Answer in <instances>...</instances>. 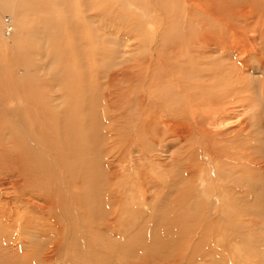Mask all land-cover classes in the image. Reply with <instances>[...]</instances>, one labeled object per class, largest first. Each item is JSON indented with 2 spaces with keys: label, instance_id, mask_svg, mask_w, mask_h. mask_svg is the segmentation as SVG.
Wrapping results in <instances>:
<instances>
[{
  "label": "bare ground",
  "instance_id": "6f19581e",
  "mask_svg": "<svg viewBox=\"0 0 264 264\" xmlns=\"http://www.w3.org/2000/svg\"><path fill=\"white\" fill-rule=\"evenodd\" d=\"M14 1L7 15L9 17H5L2 21L4 31L0 34V57L3 53L9 55L15 50L14 58L19 59L15 64H4L0 61V197L4 201L0 204L2 206L0 222H3L2 230L7 232V237L5 235L3 239H10L9 243L6 242L3 245L6 246L3 247L4 253L0 254L2 258L4 257L6 264H14L19 258H22L23 264H74L67 254L66 241L64 242L62 235L61 241L56 236L62 228L52 224V219L50 235L49 226L47 229V218L53 213H60L59 206H62L60 196L55 193V185L60 183L61 190L68 194L67 185H72L70 183L74 181L66 173L61 175L57 172H55L56 179L53 176L50 179V163L53 161L51 144L52 140L59 137L61 133L69 136L70 140L72 137L75 139L72 143H76V146L72 145L70 151L75 148V152L81 153V164L77 162V167L83 173L86 171L88 162L86 153L93 152L95 161L93 158L92 160L97 169V172H94V178L97 179L95 182L100 180V185L103 186L102 188L98 186L101 189L97 188L92 198L90 196L88 198V192L81 193L78 189L70 193L79 194L76 198L79 202L82 198L81 206L94 202V197L98 195V198L102 196L106 199V207H112L113 203L118 208V212L113 216L114 211L107 213L108 221L105 218L106 214L98 219L103 226L99 236L104 234L103 231L106 228L108 232L112 231V225L116 223L119 213L123 211L128 214L129 204L131 206L135 204L136 196H132L130 189L135 181L131 182L134 184H129L128 177H134L135 180L142 178V170L149 165L156 169L166 167V163L147 157L149 145L151 147L160 143L163 146L161 152L167 153L171 149L169 145L172 142L181 143L184 147L181 151L182 156L185 158L182 177L186 183L184 182L185 184L181 186L182 191L178 192L179 196H175V200L171 199L173 200L169 210L171 217H168L169 221L165 222L169 229L165 228L167 231H164V234L170 233L168 236L180 238L181 243H185L188 238L191 239L189 241L203 240L206 243L204 251H207L213 237V228H215L213 219L216 217L219 223L223 222L226 225L231 201L239 200L241 204L244 203L240 188L244 187L240 184L245 181L243 172L251 179L257 171H264V163L257 159L255 152H248L253 144L250 142L253 136L251 128L255 125L259 106L258 100L253 98L254 88L245 82L247 75L251 73L249 63L252 61H255L256 65L254 71L264 74V13L258 11L260 10L258 5L251 2L245 5L241 0H157L160 3L157 6L151 0L156 11L162 13L163 10H171L175 19L174 25L184 32L181 34L179 31L176 32L173 41L179 40L182 42V44L179 43L180 46L187 48L188 56L180 60L183 62L181 65L196 80L193 84L184 80L181 83L176 81V77L173 78L174 71L168 70L166 65L153 71L154 66L151 68L153 72L151 75L154 77L158 73V78L152 80L154 82L159 80L160 84L154 86L149 81V84L142 86V90L154 104L153 106L144 103L142 96H139L140 99L135 98L132 90H126L129 92L122 91L123 93L117 96L111 94L112 98L110 94H107L112 100L104 106L101 116L99 112H96L94 117L92 107L95 108L98 102L102 103L105 100L98 82L102 77L100 73L107 67V65L102 67L98 59L96 62L97 55H102V50L98 48L100 39L95 34L96 22L109 27L110 24L128 20L135 29L136 36L132 37V41L135 42L138 38L137 30L141 31L137 21H143L148 27L155 26L154 22L157 23L149 7L144 4V0ZM1 9L0 3V12ZM126 11V15L135 16L134 19L133 17L124 18L123 13ZM28 12H33L34 16H37L35 26L27 27L25 24L24 18ZM55 14L62 16L60 24H55L52 17ZM70 30L76 35L80 47L77 49V45L73 46L72 50L76 51L73 59L70 50L65 52L66 45L75 44L70 36L64 35ZM5 33L6 38H4ZM172 46L174 50L179 48L176 44ZM108 57L111 58V56ZM135 59L140 61L142 57L136 55ZM68 60H74L73 67L69 65ZM54 69L58 71L54 72ZM51 81L55 83L54 86ZM259 94L264 97V80L259 88ZM9 97L15 100L14 103L19 102L21 107L19 113L3 105ZM2 98H5L3 103H1ZM135 100H139L141 104L136 105ZM9 102L12 101L9 100ZM86 104H88L89 113ZM134 114L137 115L132 122ZM98 116L99 120L96 121L95 118ZM16 118H20L19 124L15 123ZM92 118L95 122H92ZM11 121L13 123L10 124ZM91 122L94 128H98L96 131L90 132ZM74 123L77 125L76 134L73 130ZM228 127H231V130L228 131ZM134 132L136 134L133 135ZM129 133L132 134L129 135ZM131 136L129 144L131 147L135 146L133 137L140 139L137 141H140L138 143L141 145L138 152L131 149L133 152L130 154L133 153L134 157L131 154L127 162L129 169L126 177L123 176L126 172L122 174L124 171L122 165L126 144ZM94 141H100L101 144L91 149V143ZM172 151L173 149L170 152ZM173 152L169 161L174 158L175 152ZM210 172L214 177H209ZM188 182L191 183L189 188ZM75 184L77 185V182ZM145 187L138 182V200L143 197L145 199ZM115 190L118 198L114 196ZM203 190H205L204 193L201 192ZM215 205L217 208L214 207ZM191 208L192 210L189 211ZM185 209H187L186 212ZM180 210H183V215L179 214ZM61 214L63 218V213ZM236 215L239 217L238 221L249 224L252 213L244 210ZM122 216L124 217V214ZM108 224H110L109 227H107ZM87 232L89 233V230ZM232 233L233 235L228 236L229 239L224 234L216 236L217 239L224 241L225 249L232 247V253H215L216 258L218 255L220 257V264L222 261L238 264L241 260L240 254L237 253L239 249L232 241L233 236H239L240 232ZM27 235L38 236L41 241L43 239V242H39L33 248L25 240ZM52 237L56 240L53 241ZM122 246V243L119 244V250H123ZM26 248L27 251L30 248L28 253ZM35 249L36 251L33 252L36 253H30ZM19 251L22 252L18 253ZM229 254L233 262L229 261ZM188 261L190 263V260ZM199 264L205 263L200 259Z\"/></svg>",
  "mask_w": 264,
  "mask_h": 264
},
{
  "label": "rangeland",
  "instance_id": "374dc122",
  "mask_svg": "<svg viewBox=\"0 0 264 264\" xmlns=\"http://www.w3.org/2000/svg\"><path fill=\"white\" fill-rule=\"evenodd\" d=\"M241 1H242V3L244 2L243 4H245V5H247V2L256 3L260 9L258 11L264 13V0H241ZM14 2H15L14 0H3V1L1 0V2H0L2 4V9L0 12V34H2L4 31V27L2 26L3 25L2 21L5 17H9L7 15H9V9L11 8V6L13 5ZM152 3L154 5H157V6L160 5L159 1H157V0H153ZM152 3H151V0H149V1L144 0V4L147 7H149L150 13L154 15L155 20L157 21V23L154 22L155 26L157 25V28H155V26L148 27L147 25H145L143 23V21H137V24L141 27V28H139V29H141V31L137 30L136 34H137L138 38L135 39V42L132 41V37L136 36L135 35V29L132 28V24L128 23V20L124 21V22H118L116 24H110L109 27H104L105 25L96 22L97 25L95 27V30H96L95 34L98 35V38L100 39L99 40L100 43L98 44V48H100L102 50V55L101 56L97 55L98 57L96 58V62L98 59L100 64L103 65L102 67H104L106 65H107V67L103 68V71L100 73L102 77L98 82V86L100 87L101 92L103 91L102 92L103 99H105V100H103L102 103L98 102V105H96L95 108L92 107L91 110H93L92 112L94 115L93 114L92 115L94 117L96 116L95 115L96 112L97 113L99 112L100 113L99 115L101 116V113H102V110L104 109V106H106L110 103L113 95H115V96L121 95V93H123L122 91H124L126 93L127 92L126 90H129V91L132 90L133 91L132 93H133L135 98L140 99V97L142 96L144 98V103L146 102V104L153 106L154 104H152V102L149 100L145 91L142 90L143 89L142 86H144L145 84H149V81L151 84H154V86L160 84L159 80H155V82H154V80H152V79L158 78L157 77L158 73H156L155 76L152 77L153 72H152L151 68L154 66L155 67H154L153 71L156 69L158 70L163 65H166V68L168 70L174 71V72H172L173 78L175 79V77H176V81H179L181 83H183V80H184V82H189L191 84H193V81L195 82L196 78L193 79L191 73L189 74V72L184 68V66L181 65V64H183V62L180 61V60L186 58V56H188L187 55V53H188L187 48L180 46V44H182V42H180L179 40L173 41L175 39L173 37L176 34V32L179 31L180 34L184 33V32L181 31L180 28L177 29L176 25H174L175 19L173 18L174 15L172 14L171 10L170 11L169 10H166V11L163 10V12L160 13V12L156 11V9H155V7H153L154 5ZM126 13H127V11L123 14L125 16H127ZM125 16H123V17L126 19H128V17H129V19H131L133 17V16H130V14L127 17H125ZM36 17L37 16H34L33 12H28L26 14V18L23 17L25 19V24L27 25V27L28 26L31 27L32 25H34V26L36 25L35 24ZM52 17H53V20H54L56 25L60 24V19L62 17V16L60 17V14L59 15L55 14V16H52ZM58 17H59V20H58ZM134 17H133V19H134ZM136 20H138V19H136ZM159 20H161V21H159ZM139 34H141V35H139ZM64 35L70 36L73 39V41H75V44H70V45L65 46V52L70 50L72 53V59H73L74 55L76 54L75 53L76 51L72 50L73 46L77 45V49L80 48L79 44L77 42L78 39H77L76 35L71 30L68 31L67 33H65ZM128 36H130V37H128ZM6 37H7V34L5 33L4 38H6ZM171 43H172V45H174V44H176V46L178 45L179 48L177 47V49L174 50L173 49L174 47L171 45ZM60 45H62V43H60ZM135 45H136V47H135ZM128 46H130V48ZM132 47H134V48H132ZM127 49H128V51H127ZM126 51L129 54H127ZM15 52L16 51L14 50L13 52H10L9 55H8V53L6 55H5V53H3L2 57H0V61H2L4 64H6V63L7 64H9V63L15 64L17 61H19V59L14 58ZM123 52H125L127 55ZM135 54L140 55L142 57V60L137 61L135 59L136 58ZM108 56H111V58ZM109 60L111 62H109ZM68 61H69L68 63H70L69 65L73 67L74 63H75L74 60H71V61L68 60ZM104 61H106V62H104ZM129 64H131V65H129ZM249 64L251 65V73L247 75L245 82L247 83V85L249 84L248 86H250L251 88H254L253 92H252L253 98L255 100L259 101V102L257 101L259 108H258V113H256V116H255L256 117L255 122H254L255 125L251 128V130L253 131V136H252L250 142L253 144L251 145L250 150L248 149V152H250V151L255 152V155L258 157L257 159L260 162L264 163V97H261L259 94V88L261 87L262 81L264 80V76H263L264 74L262 72H257L258 73L257 74L254 71V67L256 66L255 61H252ZM132 67H134V68H132ZM58 69H59V65H58ZM53 71L57 72L58 70L54 69ZM121 71H122V73H121ZM114 73H116L117 75ZM130 73L132 74L133 78L131 77ZM122 74H124V75H122ZM53 76L55 77L56 74ZM110 76L113 78H111ZM177 76L179 77V79ZM114 78H116V79H114ZM180 78H181V80H180ZM113 79H114V81H113ZM111 80H112V82H111ZM103 81H104V83H103ZM51 82H52L51 84H53V86H54L55 83L53 81H51ZM131 82H132V84H130ZM42 83L45 84L44 81H42ZM111 84H112V86H111ZM126 85H128V86H126ZM109 87H111V88H109ZM112 87H114L116 90L113 89ZM136 90H138V91H136ZM141 90L143 91V93ZM137 92L140 94H138ZM107 94H110V95L113 94V95H111V98H109V95H107ZM105 97H108V98L106 99ZM4 100H5V98H2L1 103H3ZM9 100L12 102H9ZM14 101L15 100L13 98L9 97L7 102L5 104L3 103V105L5 107L10 108L11 111L13 110V111H17V113H19L20 112L19 110L21 108L19 106V102L14 103ZM135 101L137 102L136 105L141 104L138 102L139 100H135ZM156 104H158V103H156ZM85 106L87 107V111L89 113L90 110H89L88 104H86ZM138 110H136V111L138 112ZM136 115L134 114L132 122H134ZM19 119L16 118L15 120L17 122L15 121V123L19 124L18 123ZM97 119L99 120V116L95 118L96 121H98ZM89 121H90V119H89ZM92 122H95L94 118H92ZM92 122H91V124H92ZM11 123H13V121H11L10 124ZM76 127H77V125L74 123L73 130H74L75 134H76ZM91 127H92V129H91ZM91 127L89 129L90 132L96 131L98 129V128H94V124H92ZM227 130L228 131L231 130V127H228ZM110 134H113V132H110ZM131 134L132 133H129V135H131ZM134 134H136V133L134 132L133 135ZM133 138H134L133 140H135L134 141L135 142L134 148H133V145H132V147H131V145H129L131 142L132 136L130 137V141L126 144V153L123 157L124 164L122 165V168L124 169V171L122 174H124V172H126V173L123 176H126V174L128 173L127 170L129 169V167H128L127 162L131 158L130 155L132 154V156H133V153L130 154V152H133L135 150L138 152L140 145H141L140 143H138L140 141H137L140 139H138L136 137H133ZM56 139H53L52 144H51V149L53 152L51 157H52L53 161L50 163L51 164L50 179L52 176L54 179H56L55 178V175H56L55 172H57L61 175L66 173V175L73 178L74 181H73V183H70L72 185H67V190H69L68 194H66L64 190H61L62 187L60 186L61 185L60 183H57L55 185V187H54L56 189L55 193H58V195L60 196L62 206H59L60 210H58V211H60V213L59 212L53 213V214H51V217L47 218V229L49 226L48 232L50 235L51 230H52L50 228V224L52 222V219H53L52 224L62 228L58 232L59 235L56 234V236L59 238L60 241H61L62 237H63L64 242L66 241L65 242V244H66L65 248L68 249L67 254H68L69 258H71L74 261V264H176V263L177 264H199L200 259H202V261L205 264H210V263L220 264V262H219L220 257L218 255L216 258L215 253L216 254L217 253H219V254L220 253H226V252L232 253V250H231L232 247H230V249H228V250L225 249L224 248V246H225L224 241L217 239L216 236H220V235L224 234L229 239V237L231 235H233L232 232H235V234H236V232H240V235H239L240 238H239V236L235 237V235H234L233 239H232L235 246H237V248L239 249V251L237 253L240 254L239 257L241 258V260L238 264H264V171H257L255 173V176L252 177L251 179L248 177V175L245 172L241 171L245 174V179H244L245 181L240 183L241 185H244V187H240L241 192L243 193L241 198L244 199L243 200L244 203L241 204V201H239V200L236 202H234V200L231 201V204H229L230 213L227 215L228 216V220H227L228 222L226 225L223 222L219 223V221L216 217L213 219V223L215 224L214 225L215 228H213V231H212L213 237L210 241L211 244H210L208 250L204 251V246L206 243L203 240L198 241V240L193 239L192 241H189L191 239L188 238L187 241L185 240V243H181L180 238L175 237L176 240L178 239L176 241L174 237L168 236L170 233H168L166 235L164 234V231H167L165 228L168 227L165 222H166V220L169 221L168 217H171V212L169 210H170V207H172V206H170V205H173L172 204L173 200L176 199L174 197L179 196L180 190L182 188L181 186H183V184L186 183L185 182L186 180H184V178L182 177L183 176L182 168H183L184 163H185V158H183V156H182L183 154L181 151L184 150V147L182 146L181 143L176 144V143L172 142L171 145H169V146L171 149H173V151L175 153L172 151L174 153V158H171L172 160L169 161L170 155L172 154V152H170L171 149L169 152L164 153V152H161V149L163 148V146L160 143L155 144L156 146H151V147L149 145V147L147 149L148 152L146 154L147 157L156 159L157 161H159L161 163H166L167 164L166 167L163 169H161V168L156 169L153 166L149 165L147 168L142 170L143 171L142 172V178L135 180L136 178L134 179V177H128L127 181L130 182L129 184L135 183L134 185L130 186L131 187L130 189L132 191L131 192L132 196L133 197L136 196L134 199L137 202L135 201L134 202L135 204L132 206L129 204L130 207L127 208L128 214H125L123 211L122 212L120 211L121 213H119L118 219L115 220V218H114L116 223L114 225H112V228H113L112 231L110 230L108 232L107 231L108 228H106L103 231L104 234L99 236L101 234L100 230L103 226H101V223L99 222L100 220H98V219H100L101 215L106 214L105 218L108 221L109 219H107L108 218L107 213L114 211V213L112 214V216H113L114 214H116L118 212V208H116V206L113 203H112V207H106L107 206V205L105 206L106 199H103L102 196L98 198V195L96 197H94L95 198L94 202H89L86 205L82 204V206H81L80 202H81L82 198L80 199V202H79L76 198L79 194H77V193L71 194L70 191L78 189L81 193L82 192H88L89 193L88 198H89V196H90V198H92V194L94 193V191H96L97 188H98V190H100L103 187L100 185L101 184L100 180L95 182V180H97V179L94 178V172H97V169H96V165H94L95 162H93V160H92L93 152L92 153H88V152L86 153V157L88 159L87 160L88 162H87L86 171L83 173L77 167V165H78L77 162H79L81 164V160H80L81 159V153L75 152V148H73V150L70 151V147H72V145L76 146V143H72L75 139L72 137V139L70 140L69 136L64 135L62 133ZM53 143L55 144V146ZM94 143H91L92 144V146H90L91 149L92 148L94 149V147L99 146L101 144L100 141H94ZM253 149H254V151H253ZM134 155H136V154H134ZM192 157L194 158V156H192ZM72 160H73V162H72ZM77 160H79V161H77ZM94 161H95V159H94ZM136 162L138 163L137 158H136ZM97 163L101 164V162H97ZM69 166H71V167H69ZM100 166H102V165H100ZM102 168H103V166H102ZM65 169H66V171H64ZM207 170H208V168H207ZM234 172L239 173L240 171H238V172L234 171ZM211 174H212V172L209 173V177L210 176L214 177ZM82 175H84V177ZM83 178H85V179H83ZM86 179H88V181ZM75 180H77V181H75ZM144 180H145V183H144ZM76 182H77V185L75 184ZM131 182H134V183H131ZM138 182H141L142 184H144V186H146L145 187L146 188L145 199H144V197L140 200L137 199V193H139V191L137 190ZM222 183H224V182H222ZM190 185H191V183H189V186L187 184V187L189 188ZM73 186H74V188H73ZM75 186H77V188H75ZM98 186H100L101 188H99ZM184 186H186V185H184ZM59 191H60V193H59ZM204 191L205 190H203L201 192L204 193ZM188 192H189V190H188ZM117 194L118 193L115 190L114 196H117V198H118ZM186 195H184V197ZM65 196H67V197H65ZM74 197H75V199H74ZM2 199L3 198L0 197V204H2V202H4V201H2ZM69 199H71V200H69ZM97 199H99V200H97ZM171 199H173V200H171ZM68 202H69V204H68ZM70 202H71V204H70ZM78 203H79V205H78ZM3 204H5V203H3ZM65 205H66V207H65ZM69 205H70V208H69ZM214 207L217 208V205H215ZM0 208H2V206H0ZM108 208H109V211H108ZM186 210L187 209H185V212H186ZM190 210H192V208L189 209V211ZM244 210H246L247 213H252V215H250L251 220L248 221L249 224H247V223L244 224V223H241L240 221H238L239 220L238 216H240V215L238 214V216H237L236 213L244 212ZM1 211H3V210L1 209ZM61 212L63 213V218L61 216L62 215ZM165 212H166V214H165ZM187 213H189V212L187 211ZM213 213H214V211H213ZM122 214H124V217L122 216ZM179 214L183 215V210L182 211L180 210ZM112 216H111V218H112ZM217 217H218V214H217ZM96 220H97V222H96ZM191 222L192 221H190V223ZM83 224H85V225L83 226ZM2 225H3V222L1 221L0 222V253H4L3 247H6V246H3L4 243L10 242V239L9 240L3 239V238H5V235L7 237V232L5 233V231L2 230ZM221 225H223V226H221ZM109 226H110V224H108L107 227H109ZM65 229L67 230V233H66ZM87 229L89 230V233L87 232L88 231ZM168 229H169V227H168ZM61 231L62 232L64 231V232L62 233ZM112 233H113V235L109 236V234H112ZM63 234H65V235H63ZM97 234H98V237L100 240L98 239V237H96ZM116 234H117V236H116ZM61 235H62V237H61ZM51 239L53 241L56 240L55 237H52ZM25 240H27L33 248L39 242L40 243L43 242V239L41 241V239L35 235H34V237L32 235H31V237L28 236L27 239H25ZM170 240H173V241L170 242ZM199 242H202V243H200L202 245H200ZM233 242H231V244H233ZM121 243L123 245L122 246L123 250H119V244L121 245ZM170 243H171V245H170ZM176 243H177V245H176ZM178 243H179V246H178ZM187 243H189V244H187ZM111 244L113 246H111ZM101 245H103V246H101ZM108 246H110V247H108ZM171 247H172V249H168ZM174 247H177L178 249L174 248ZM188 247H189V249H188ZM210 247L212 249H210ZM27 248L25 249L26 253H28V251L30 249L29 248L27 251ZM242 249H243V251H242ZM33 251H36V249L32 250V252H30V253H36ZM104 251H106V252H104ZM119 251H120V253H119ZM211 251L214 253L212 254ZM21 252L19 251L18 253H21ZM113 253H116V255H112ZM210 253H211V255H210ZM234 254H236V252H234ZM186 256H188L189 258ZM228 257H229V261L233 262V260L230 257V254L228 255ZM178 258L180 261L178 260ZM182 258H184V259H182ZM185 258H186V260H185ZM21 259L22 258L17 259L14 264H21V262H22ZM188 260H190V263ZM173 262H176V263H173ZM221 263L224 264L225 262L222 261ZM0 264H6V261H5L4 257L2 258L1 254H0ZM22 264H23V262H22ZM225 264H228V263H225Z\"/></svg>",
  "mask_w": 264,
  "mask_h": 264
}]
</instances>
